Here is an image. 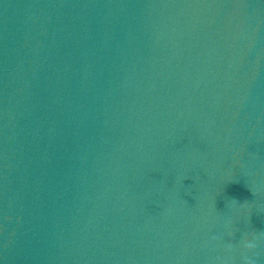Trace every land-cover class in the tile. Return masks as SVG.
Here are the masks:
<instances>
[{"label": "clouds", "instance_id": "clouds-1", "mask_svg": "<svg viewBox=\"0 0 264 264\" xmlns=\"http://www.w3.org/2000/svg\"><path fill=\"white\" fill-rule=\"evenodd\" d=\"M255 245L254 244H251V243H249V244H246V247L247 248H253ZM246 264H251V262H246Z\"/></svg>", "mask_w": 264, "mask_h": 264}]
</instances>
